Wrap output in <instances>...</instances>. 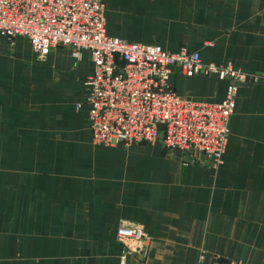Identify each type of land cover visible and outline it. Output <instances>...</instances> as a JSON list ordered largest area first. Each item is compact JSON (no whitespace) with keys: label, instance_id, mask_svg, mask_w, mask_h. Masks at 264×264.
Segmentation results:
<instances>
[{"label":"crops","instance_id":"0c3cea01","mask_svg":"<svg viewBox=\"0 0 264 264\" xmlns=\"http://www.w3.org/2000/svg\"><path fill=\"white\" fill-rule=\"evenodd\" d=\"M103 3L110 37L264 79V0ZM42 58L0 35V264H118L121 223L148 238L145 261L128 264H264V80L238 86L213 168L201 157L184 164L161 141L94 145L89 52L56 47ZM169 84L220 103L228 83L173 68Z\"/></svg>","mask_w":264,"mask_h":264},{"label":"built area","instance_id":"2783aa9c","mask_svg":"<svg viewBox=\"0 0 264 264\" xmlns=\"http://www.w3.org/2000/svg\"><path fill=\"white\" fill-rule=\"evenodd\" d=\"M104 13L103 0H0V35L10 44L25 39L37 57L56 47L68 48L75 58L81 51L89 52L92 72L85 83L84 103L94 145L128 149L161 141L165 149L180 151L184 164L201 157L217 168L238 86L264 79L229 64L203 63L198 53L171 54L158 45L110 37ZM173 68L185 77L227 81L223 101L207 103L177 95L169 84ZM116 237L121 244L118 264H128L131 258L145 261L148 238L142 229L121 223Z\"/></svg>","mask_w":264,"mask_h":264},{"label":"rangeland","instance_id":"374dc122","mask_svg":"<svg viewBox=\"0 0 264 264\" xmlns=\"http://www.w3.org/2000/svg\"><path fill=\"white\" fill-rule=\"evenodd\" d=\"M42 58V57H41ZM43 59V58H42Z\"/></svg>","mask_w":264,"mask_h":264}]
</instances>
